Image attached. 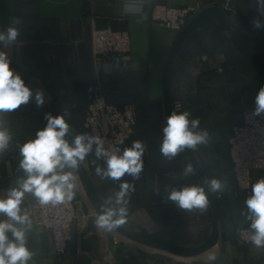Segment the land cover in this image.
Here are the masks:
<instances>
[{
	"label": "crops",
	"instance_id": "1",
	"mask_svg": "<svg viewBox=\"0 0 264 264\" xmlns=\"http://www.w3.org/2000/svg\"><path fill=\"white\" fill-rule=\"evenodd\" d=\"M227 1L150 0L145 5V12L149 14L155 4L194 6L201 3L203 9L220 5L235 24L264 37V28L254 29L252 26L253 19L264 21V16L257 13L256 0H232L231 8H227ZM17 17L23 22L20 25L21 35L14 45L8 48L0 45V50L7 52L10 67L20 73L27 83L44 91L48 108L54 116L62 114L59 111L65 108H79V103H82L84 114L77 120L72 117L66 119L70 121L69 125H83L88 105L87 88L93 82L102 85L103 75L122 79L121 82L113 80L104 83L112 102L120 108L129 104L135 106L137 124L120 149V154L134 140H142L146 146L142 157L143 171L138 180L127 174L120 181L101 179L96 175L95 168L97 165L105 168L106 163L88 156L84 163L99 193L104 199L112 197L114 200L120 183L127 181L135 185L127 205V221L162 238L170 236L166 231L173 224L179 229L184 227L187 212L180 210L174 202L165 200L166 189L201 185L197 176L183 175L188 163L181 153L172 160L160 153L162 128L166 120L163 67L179 32L144 19L138 13L126 11L125 0H0L2 30ZM106 25L127 30L131 35V60L112 73L105 68L113 59L104 58L99 63L91 46L92 30ZM260 60L264 62V52L258 46L239 39L221 25H210L189 37L173 63L172 99L173 102L183 103V109L178 113L189 111L190 120L199 118L200 127L197 130L206 129L211 137L207 144L198 145L194 152L208 180L211 172L218 179L227 181V187L218 193L222 196L218 199L221 209L219 242L212 249L190 259L203 258L207 264H264V248L240 245L235 240V227H250L251 222L247 219L244 204L249 195L237 189L229 154V138L233 129L241 123L243 110L255 107V97L264 86V81H251L252 77L264 78L260 72ZM219 68H222L221 72ZM24 120L20 122L17 117H10L6 121L13 140L7 152L0 157V197L7 189L16 186L17 179L23 176L18 169L21 158L18 137L22 135L31 140L36 135L25 131L27 124ZM18 123L21 124L19 129ZM253 176L255 183L264 178V171H256ZM34 200L31 194H26L21 205L32 221L28 247L35 255L30 264L123 263L126 257L123 258L122 243H115L120 233L116 230L106 232L95 226L99 214L85 191H76L79 219L69 251L60 259L52 254L51 234L34 223ZM3 218L0 216V219ZM213 254L216 260L209 261L208 256ZM145 260L146 263L142 264H149V260Z\"/></svg>",
	"mask_w": 264,
	"mask_h": 264
},
{
	"label": "clouds",
	"instance_id": "2",
	"mask_svg": "<svg viewBox=\"0 0 264 264\" xmlns=\"http://www.w3.org/2000/svg\"><path fill=\"white\" fill-rule=\"evenodd\" d=\"M258 15L264 16V0H256ZM20 18L10 20L9 26L0 30V45L8 48L14 45L21 35ZM254 29L264 28V21L253 19ZM126 59V58H125ZM11 60L7 52L0 50V157L7 152L13 140L11 130L6 127L5 114L14 112L21 105H27L34 100L36 106L45 104L43 90L31 89L26 85L21 74L10 67ZM254 116L264 115V86L255 97ZM66 117L70 112L65 108L62 114H45L46 126L36 132L35 138L24 143L20 149L18 169L23 176L16 181V186L5 191L0 197V264H30L35 253L28 247V232L32 221L27 211L23 210L26 194H31L40 205H57L70 202L75 198L76 185L74 173L79 170L86 156L93 152L96 159L104 158L106 167L99 165L95 173L101 179L120 181L125 174L133 180H138L143 171V155L145 144L142 140H134L120 154V149L105 148V141L98 135L82 133L75 135L71 143L66 139L71 135V128ZM190 112L172 111L162 128L163 139L160 153L168 160L174 159L185 149L194 150L198 145L207 144L211 139L206 129H199L200 119H189ZM70 169V171H65ZM191 164L185 166L184 176L194 175ZM208 193L222 192L227 187V181L211 178L205 181ZM135 185L124 181L115 198L103 199L100 204L101 214L95 220V226L106 232L125 227L127 224L128 203ZM128 197V199H126ZM166 201H171L185 212L208 210L209 200L204 187L198 185L182 188L166 189ZM247 219L251 222L250 242L256 248H264V178L258 179L251 186V194L245 199ZM243 214V213H242ZM209 261H215L216 256L209 255Z\"/></svg>",
	"mask_w": 264,
	"mask_h": 264
},
{
	"label": "built area",
	"instance_id": "3",
	"mask_svg": "<svg viewBox=\"0 0 264 264\" xmlns=\"http://www.w3.org/2000/svg\"><path fill=\"white\" fill-rule=\"evenodd\" d=\"M231 1H227V8H231ZM149 2L150 0H125V10L138 13L144 19H150L177 32L203 9L201 3L194 6L155 4L148 14L145 12V5ZM91 46L99 63L104 58L113 59L105 68L107 72L122 69L131 60V35L127 30L115 29L111 25L95 27L91 33ZM218 71L221 72L222 68ZM87 99L85 120L81 128L90 135L102 137L106 149H121L137 124L135 106L129 104L120 108L109 102L98 82L87 88ZM173 107L174 111L179 112L183 109V103L175 101ZM254 109L255 107H250L243 110L242 121L233 129L229 138V154L237 189L247 195L251 194V186L254 184L253 173L264 171V115H252ZM22 145V142L17 141L19 149ZM94 152L95 145L88 156L95 157ZM98 160L105 162L104 158ZM32 212L35 214L34 223L52 236V254L58 259L64 257L69 251L79 219L75 198L57 205H40L35 199ZM234 235L238 244L253 246L250 242V227L238 225Z\"/></svg>",
	"mask_w": 264,
	"mask_h": 264
},
{
	"label": "water",
	"instance_id": "4",
	"mask_svg": "<svg viewBox=\"0 0 264 264\" xmlns=\"http://www.w3.org/2000/svg\"><path fill=\"white\" fill-rule=\"evenodd\" d=\"M210 25H221L228 32L244 41L250 42L258 46L264 52V37L257 35L254 31L235 24L230 18L227 11L220 5H214L206 7L199 11L179 32L177 39L171 47L162 74V86H163V101L165 118L174 111L173 99L171 94V81H172V67L174 61L181 54L185 43L189 37L210 26ZM31 89L36 90L35 87L31 86L25 81ZM17 114L23 117L25 120L38 122L41 129L46 126L47 121L45 120V114L50 113L47 102L42 107H37L34 100H30L27 105H21L20 108L15 110ZM76 134L71 131V135L67 136L66 139L71 143L72 139ZM18 141L23 144L29 141L26 137L20 135ZM183 157L195 170V174L200 182L201 187H204L206 194L208 195L209 206L212 212V225L209 236L200 244L193 246H186L183 244H176L168 239L159 237L157 235L148 233L147 231L140 229L137 226L132 225L129 221L125 227L116 229L118 233L128 238L129 240L135 241L139 244L158 249L171 255H177L182 257H195L203 254L204 252L215 247L220 239V219L221 209L218 198L215 193H208L207 185L205 181L208 177L205 170L197 158L194 150L185 149L181 152ZM77 174L82 187L93 205L96 212L100 215V204L103 202V196L99 193L95 187L91 174L88 168L85 166L84 161L80 164L79 170L75 172Z\"/></svg>",
	"mask_w": 264,
	"mask_h": 264
},
{
	"label": "rangeland",
	"instance_id": "5",
	"mask_svg": "<svg viewBox=\"0 0 264 264\" xmlns=\"http://www.w3.org/2000/svg\"><path fill=\"white\" fill-rule=\"evenodd\" d=\"M251 57H253V54H251ZM256 61V57L253 58ZM260 64V72L264 74V62L260 60L258 62ZM253 71V70H252ZM264 81L263 79H258L257 77L251 78V81ZM79 108L69 110L70 117L73 119H79L83 114L85 109L82 106V103H79ZM62 113L63 111H59ZM10 117H17L20 122L23 121V118L16 114L15 112H10L5 114V120L7 121ZM67 118V117H66ZM27 124L25 127V131H28L31 133L36 134L38 130L41 129V126L38 122L35 121H25ZM67 122H70L67 120ZM74 122V121H73ZM20 124V123H18ZM73 124V123H72ZM21 127V124L18 126L17 129ZM71 131L74 134H77V132L80 131V127H75L73 125H70ZM30 130V131H29ZM65 171H70V169H65ZM209 179L211 178H217V175H214L213 173H209ZM75 180L74 183L76 185L75 191L80 190L84 192L82 184L77 176V174L74 173ZM218 193H215L217 198L220 200L222 199V196H218ZM211 219H212V212L210 208L208 207V210L204 212L203 214L200 213L199 210H193L191 212H187L186 217V224L184 227H181L180 229L177 226H174V224L166 231L167 234H170L169 237H165L166 239L176 243V244H183L186 246H193L200 244L203 242L210 234L211 231ZM115 243L119 244L122 243V250H123V258L124 261L122 264H142L146 263L148 259L149 264H207L208 262H203V258H196V259H186V261H179L175 259V257L171 256L170 254H165L164 252L151 248L142 244H139L135 241L129 240L128 238L124 237L123 235L118 234L117 238H115ZM142 249V250H141ZM135 253H137L136 258H134ZM139 253V254H138ZM164 253V254H163ZM200 261V262H197Z\"/></svg>",
	"mask_w": 264,
	"mask_h": 264
},
{
	"label": "trees",
	"instance_id": "6",
	"mask_svg": "<svg viewBox=\"0 0 264 264\" xmlns=\"http://www.w3.org/2000/svg\"><path fill=\"white\" fill-rule=\"evenodd\" d=\"M257 35H259V36H262V35H260L259 33H256ZM263 37V36H262ZM113 80H115V81H118V82H121L122 81V79H117V78H113L112 77V75L111 76H109V75H103V77L101 78V83H102V88H103V92H104V94H105V96H106V98H107V100L109 101V102H111V103H114V102H112L110 99H109V97H108V94H107V92H106V86L104 85V83H108V81L110 82H112ZM91 84H94V82L93 83H91ZM90 84V85H91ZM105 86V87H104ZM114 104H116V103H114ZM49 109V108H48ZM49 112L52 114V112L50 111V109H49ZM53 115V114H52ZM80 127V131L77 133V135L78 134H82V133H86V131L85 130H83L81 127H82V125L81 126H79ZM188 163V162H187ZM189 164V163H188ZM195 176H196V174H194ZM237 227V226H236ZM235 227V228H236Z\"/></svg>",
	"mask_w": 264,
	"mask_h": 264
},
{
	"label": "bare ground",
	"instance_id": "7",
	"mask_svg": "<svg viewBox=\"0 0 264 264\" xmlns=\"http://www.w3.org/2000/svg\"><path fill=\"white\" fill-rule=\"evenodd\" d=\"M204 253H205V252H204ZM173 256H175V258L178 259V260H184V259H186V258H191V257L177 256V255H173ZM195 257H196V256H195Z\"/></svg>",
	"mask_w": 264,
	"mask_h": 264
}]
</instances>
